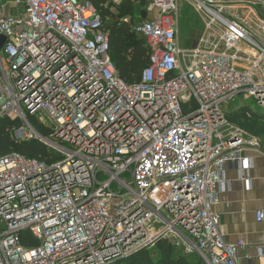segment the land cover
<instances>
[{"label":"built area","instance_id":"1","mask_svg":"<svg viewBox=\"0 0 264 264\" xmlns=\"http://www.w3.org/2000/svg\"><path fill=\"white\" fill-rule=\"evenodd\" d=\"M2 1L0 118L52 161L0 156V264H121L162 240L203 264H243L248 244L226 241L214 208L227 166L249 181L243 154L263 144L223 107L248 94L264 109V0H149L132 27L150 52L134 85L89 0ZM182 2L206 19L187 50Z\"/></svg>","mask_w":264,"mask_h":264},{"label":"trees","instance_id":"2","mask_svg":"<svg viewBox=\"0 0 264 264\" xmlns=\"http://www.w3.org/2000/svg\"><path fill=\"white\" fill-rule=\"evenodd\" d=\"M89 1L105 20L106 30L110 35L111 56L119 78L129 85L137 84L141 80L144 69L149 65L150 55L145 40L135 34L132 29L133 25L139 23L142 18L135 20L132 17V8H125L122 12L124 16L131 17L129 18L130 23L120 22V19H116L110 25H107V19L113 16L107 6L110 4V0ZM127 1L130 5H133L139 0ZM142 12L139 13L140 16ZM237 118L241 119L237 123L231 122L235 118L231 117L228 120L238 128L242 130L244 128L245 132L248 131L247 133L253 136H255L254 134L264 135V114H261V112L246 111L243 116ZM30 122L41 134L45 133L42 126L35 120ZM19 125V122H11L0 118V156H7L15 152L29 159L51 162L47 148L40 142H19L12 137L11 131ZM22 243L28 247L37 245V241L31 238L29 233L22 234ZM121 264H203V262L199 258L198 260H192L170 242L162 240L156 245L154 251L144 249Z\"/></svg>","mask_w":264,"mask_h":264},{"label":"crops","instance_id":"3","mask_svg":"<svg viewBox=\"0 0 264 264\" xmlns=\"http://www.w3.org/2000/svg\"><path fill=\"white\" fill-rule=\"evenodd\" d=\"M241 15L248 18L249 12L241 11ZM261 140L263 144L259 149H248L243 154L253 161V167L245 171L249 181L241 179L238 165H228L229 189L220 194L219 204L214 208L221 218L226 241L248 244L247 251L242 253L243 264H264V223H258L255 217L257 211L264 210V139Z\"/></svg>","mask_w":264,"mask_h":264},{"label":"rangeland","instance_id":"4","mask_svg":"<svg viewBox=\"0 0 264 264\" xmlns=\"http://www.w3.org/2000/svg\"><path fill=\"white\" fill-rule=\"evenodd\" d=\"M8 1L14 2L15 0H3L2 2L5 4ZM254 2L257 0H253ZM149 3V0H139L138 2L130 5L127 0H110V4H108V8L110 12L113 14L112 17L107 19V25H110L114 20L120 19V22H125L126 18L129 19L131 17L124 16L122 10L125 8H129L133 10L132 17L137 20L141 18L139 13L141 11L146 10V7ZM180 31H179V43L180 47L183 50L190 49L197 45L202 37L205 35V18L201 16L195 8L189 4L188 2H182L180 8ZM223 110L228 118H235V120L231 121L232 123H237L238 120H241L240 116L246 111L249 112H261L264 114V109L260 108L256 99L250 97L248 94L239 95L233 102H229L224 105ZM244 130V128H243ZM245 131V130H244ZM14 132L11 131V135L14 138ZM248 132V131H247ZM260 139H264V135L254 134ZM1 227V226H0ZM2 228V227H1ZM155 248L152 249L154 251ZM182 251V250H181ZM192 260H198V255L189 256Z\"/></svg>","mask_w":264,"mask_h":264},{"label":"water","instance_id":"5","mask_svg":"<svg viewBox=\"0 0 264 264\" xmlns=\"http://www.w3.org/2000/svg\"><path fill=\"white\" fill-rule=\"evenodd\" d=\"M0 7H1V5H0ZM147 16H148L147 12L146 11H143L142 14H141V18L143 20H146L147 19ZM5 42H6V38L5 37H1L0 38V48H3L4 47Z\"/></svg>","mask_w":264,"mask_h":264}]
</instances>
